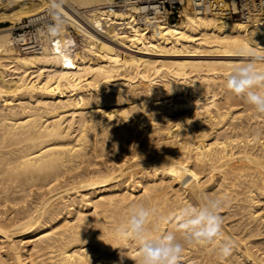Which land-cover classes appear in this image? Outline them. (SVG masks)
<instances>
[{
    "label": "bare ground",
    "instance_id": "bare-ground-1",
    "mask_svg": "<svg viewBox=\"0 0 264 264\" xmlns=\"http://www.w3.org/2000/svg\"><path fill=\"white\" fill-rule=\"evenodd\" d=\"M112 2L64 0L63 29L39 52L19 51L10 29L50 0L0 9V264H142L117 231L137 205L154 238L175 233L181 264H264V113L226 87L249 59L264 71V11L187 4L144 29ZM210 199L217 242L186 240L175 214Z\"/></svg>",
    "mask_w": 264,
    "mask_h": 264
},
{
    "label": "clouds",
    "instance_id": "clouds-1",
    "mask_svg": "<svg viewBox=\"0 0 264 264\" xmlns=\"http://www.w3.org/2000/svg\"><path fill=\"white\" fill-rule=\"evenodd\" d=\"M64 0H50L52 23L48 25L49 36L58 38L63 29ZM243 54V50H241ZM257 59H249L226 79V87L257 112L264 113V71H257ZM221 204L210 199L199 207H185L177 212L178 228L186 240L216 243L223 229V218L219 213ZM153 212L143 205L132 208L125 225L117 229L122 235L133 236L140 245L142 264H178L183 244L177 242L174 232H165L158 238L151 234ZM219 257L224 258L231 252V242L217 243Z\"/></svg>",
    "mask_w": 264,
    "mask_h": 264
},
{
    "label": "built area",
    "instance_id": "built-area-1",
    "mask_svg": "<svg viewBox=\"0 0 264 264\" xmlns=\"http://www.w3.org/2000/svg\"><path fill=\"white\" fill-rule=\"evenodd\" d=\"M10 1L12 0H0V9ZM187 4L203 13L214 14L223 11L245 20L251 19L257 10L264 11V0H113L110 3L112 8L131 10L134 22L144 29H151L165 20L177 21ZM50 23V11L45 10L13 24L10 31L16 48L21 52H39L49 41L54 43V38L48 34Z\"/></svg>",
    "mask_w": 264,
    "mask_h": 264
},
{
    "label": "rangeland",
    "instance_id": "rangeland-1",
    "mask_svg": "<svg viewBox=\"0 0 264 264\" xmlns=\"http://www.w3.org/2000/svg\"><path fill=\"white\" fill-rule=\"evenodd\" d=\"M80 10H82V12H85L86 11V9L85 8H80ZM8 23L6 22V24H3V23H0V27H2V26H4V25H7ZM66 26H67V28H68V30H69V32H70V34H71V37L73 38V41L76 43V45L77 46H75L76 47V49L78 50V52H79V50H81L80 49V47H82L83 46V44L85 43V39L84 38H82V35H81V33L73 26V25H71V24H66ZM211 52V51H210ZM208 53V55L209 56H207V54H205L204 56H205V58H209V57H213L214 56V53H209V52H207ZM154 54V55H153ZM150 55H152V56H150ZM157 57H156V56ZM161 55H164V56H162V58H175V57H179V56H175V55H172L171 56V54H169V53H161V54H158V53H149V57H151V58H158V57H160L161 58ZM166 55V56H165ZM170 56V57H168V56ZM213 55V56H212ZM181 57H183V56H181ZM171 68H175V66H172ZM172 97V96H171ZM171 97H168V99H170ZM217 171H215L214 173H213V176L216 178V176H217ZM180 264L182 263V262H179Z\"/></svg>",
    "mask_w": 264,
    "mask_h": 264
}]
</instances>
